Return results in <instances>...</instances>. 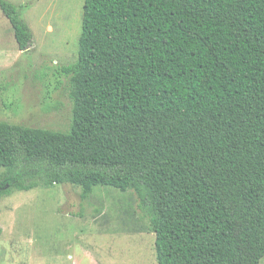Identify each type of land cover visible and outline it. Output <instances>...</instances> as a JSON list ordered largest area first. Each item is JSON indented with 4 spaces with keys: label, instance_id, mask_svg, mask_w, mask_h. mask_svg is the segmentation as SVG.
I'll list each match as a JSON object with an SVG mask.
<instances>
[{
    "label": "trees",
    "instance_id": "trees-1",
    "mask_svg": "<svg viewBox=\"0 0 264 264\" xmlns=\"http://www.w3.org/2000/svg\"><path fill=\"white\" fill-rule=\"evenodd\" d=\"M0 7L28 49V24ZM61 72L68 132L0 121V199L113 186L136 194L158 264H261L264 0H85Z\"/></svg>",
    "mask_w": 264,
    "mask_h": 264
},
{
    "label": "rangeland",
    "instance_id": "rangeland-1",
    "mask_svg": "<svg viewBox=\"0 0 264 264\" xmlns=\"http://www.w3.org/2000/svg\"><path fill=\"white\" fill-rule=\"evenodd\" d=\"M33 34L21 50L0 7V121L68 132L70 76L85 0H7ZM3 171L0 168V173ZM56 184L0 199V264H158L156 234L133 191ZM264 264V258L261 261Z\"/></svg>",
    "mask_w": 264,
    "mask_h": 264
}]
</instances>
